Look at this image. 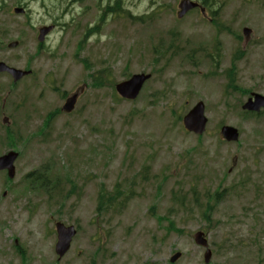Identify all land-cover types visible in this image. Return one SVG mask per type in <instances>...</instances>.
Returning a JSON list of instances; mask_svg holds the SVG:
<instances>
[{"label":"rangeland","instance_id":"1","mask_svg":"<svg viewBox=\"0 0 264 264\" xmlns=\"http://www.w3.org/2000/svg\"><path fill=\"white\" fill-rule=\"evenodd\" d=\"M18 1L0 0V61L33 74L17 84L0 75V157L20 153L16 179L0 173V264H170L177 252V264H207L194 241L201 231L208 264H264V111L242 110L251 94L264 96V0H209L207 16L182 20L180 0H22L16 15ZM54 25L40 47L39 29ZM245 27L244 49L234 34ZM142 73L152 79L138 100H121L116 83ZM200 101L203 137L182 125ZM225 125L240 131L237 144L220 137ZM44 166L59 181L52 195L24 180ZM102 193L116 203L101 206ZM57 222L78 230L62 259Z\"/></svg>","mask_w":264,"mask_h":264},{"label":"water","instance_id":"2","mask_svg":"<svg viewBox=\"0 0 264 264\" xmlns=\"http://www.w3.org/2000/svg\"><path fill=\"white\" fill-rule=\"evenodd\" d=\"M49 32V30H43L41 31L42 36L40 37V40H43V36L45 34H47ZM15 45H12L11 47H15ZM0 72H9L10 74L13 75V77L15 78L16 81L20 80L21 78H23L27 73H23L20 71H16V70H10L8 68L5 67V65L0 64ZM149 77L146 76H134L133 79L129 82L126 83H122L120 85L117 86V90L118 92L124 96L127 97L129 99H135L138 94L140 93L145 81L148 79ZM78 96H74L72 99H70L65 107V110L67 112H71L73 110L74 104L76 103ZM258 100V98H257ZM257 104V102H256ZM262 106H264V101L262 103H260L256 109H260ZM205 124L206 122H204L203 120V110L198 108L197 110L192 111L188 117L185 119V125L186 127L190 130V131H194L197 133H203L204 129H205ZM223 132L228 133L229 135V139L232 138V140H237L238 136L236 134V132L232 129L229 128H224ZM18 155L11 153L9 154L7 157L0 159V170L1 169H11V176L13 175V170L14 167V162L16 161ZM59 230V245H58V252L60 253V255H63L67 249L69 248V243L71 241L72 236L74 235V232L72 229L66 230L64 229V227L59 226L58 227ZM179 258V256H176L174 258L173 261H176Z\"/></svg>","mask_w":264,"mask_h":264},{"label":"trees","instance_id":"3","mask_svg":"<svg viewBox=\"0 0 264 264\" xmlns=\"http://www.w3.org/2000/svg\"><path fill=\"white\" fill-rule=\"evenodd\" d=\"M73 1H76V0H73ZM121 9H122L121 8V2H117L116 7L115 8L108 7L107 8V12H111L112 14H115L116 10H121ZM93 29L94 28L88 30L87 35H90V34H92V33H94L96 31V30H93ZM104 74L108 75L106 72ZM95 78H96V76L94 77V79ZM105 79L110 80L109 77H107L105 75H103V76H101L99 78H96V81H95L96 82V86L100 87V86L104 85L103 81ZM37 181H38V184L40 183V188H44L46 186V182L44 181L43 176H42V178H39ZM105 199L107 201L106 202V208H109V207L113 206L116 203V201H117V198H114V197H107L106 196Z\"/></svg>","mask_w":264,"mask_h":264}]
</instances>
